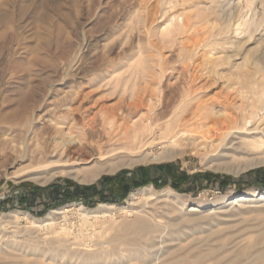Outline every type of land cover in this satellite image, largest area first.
<instances>
[{
  "label": "rangeland",
  "instance_id": "374dc122",
  "mask_svg": "<svg viewBox=\"0 0 264 264\" xmlns=\"http://www.w3.org/2000/svg\"><path fill=\"white\" fill-rule=\"evenodd\" d=\"M56 1L60 2L63 11L61 17L64 19L61 22L64 26V32L62 31L64 34L61 32L60 36L63 38L58 36V40L52 44L53 48H56L57 58L55 57V59L59 62L50 58L45 59L49 61L46 63L48 65L44 63L45 67L50 68L54 63L57 64L63 60L64 64H67L72 60L75 42L79 36L77 25L79 19L77 18L80 17V13L83 14L86 21H90V24L85 27V33L92 40L94 49L90 53L94 54L89 53L86 56L83 63L85 67L82 65V69L72 70L63 75L66 80L65 84H58L59 77L43 72L41 76L43 78L46 76V80L45 78L40 79L42 88L39 95L44 94L48 100L57 99L62 96L63 89L80 84L87 87L91 83L97 82L98 80L95 78L106 68L108 70L117 69L116 78L112 83L113 90L119 92L121 87H126L129 92L137 86L146 85L147 81L155 90L162 92L161 97L159 96L161 105L157 110L166 106L167 112L175 113L176 117L182 111L181 109L193 105V100L188 97L191 94V87L195 88L207 82V86L202 91L203 97L209 100L211 98L210 101L217 105L216 110L224 105L229 110L228 116H222L224 118L227 116L222 122L224 129L227 127V130L236 132L239 131L238 128H242L241 126L245 128L243 123L247 121L249 123L251 120V123H247L246 127L254 128L260 123L261 125L258 126L264 130V71L246 64L252 59L264 60V35H257L248 44H238V48L231 46V43L218 46V50L221 52L216 56L220 60L225 59L228 54H239L231 59V64L235 63L233 66L222 64L218 71H214L210 61L208 62V59L212 58L211 55L210 57L200 55L201 57H196V59L202 63V67L198 68L199 71H194L193 65H190L192 61L190 62L187 58V53L181 48L180 43L168 41V35L162 31V28L172 19L175 11L183 9L182 1L168 2L163 5H158L156 0ZM50 2L52 0H46V3L45 0H36V3H43V5L45 3V6L48 4L47 7L52 8ZM67 4L68 6H66ZM206 7V4L201 5L202 10ZM38 14L39 12L35 15ZM70 28L71 30H69ZM67 31L70 32L68 35H66ZM205 35L209 36L208 33ZM55 36L57 35L54 34L52 38ZM163 38L166 39L163 40ZM54 43L59 45L56 47ZM105 43H109L106 60L102 56V47ZM117 43L120 44V48L116 50L114 46ZM172 43L175 44L174 48H172ZM69 47L70 49H68ZM249 50L252 55L247 57L245 53ZM7 53L6 50L3 54L0 52V70L11 58V55ZM69 53L72 55L71 57L68 55ZM120 74L122 79L119 77ZM141 74L145 76L142 77ZM144 79L145 81H143ZM51 82L52 84H50ZM44 88L47 90L46 94ZM187 94L189 95L187 96ZM162 103H164L163 106ZM219 111V113L223 112L221 109ZM198 132H193L192 136ZM261 135L260 132L256 134V136ZM197 137L198 139L194 142V139L187 135L178 146L183 154L174 159L147 161L131 167H124L115 173L103 174L92 183H79L73 177L62 174L42 184L31 179H16L11 174L4 176L0 168V259L7 260L9 262L7 264H48L54 263L52 258L61 257L66 260L74 259L73 261L79 264L96 261H106L107 264H139L138 261H132L131 258L150 259L151 255L156 252L155 248L159 249L162 246V248H166L182 241V245H190L189 247L192 249H189L188 256L186 253L184 254L188 260L182 264H264V205L249 202L240 205V207L227 206L234 197L240 195L252 197L253 193L256 195L264 193V165L249 168L239 174L217 170L211 166L213 162L210 160L220 154L219 151H216V146L220 142L217 140L212 142L213 148L211 149L215 150L213 151L209 149L204 138L200 135ZM201 142H204L203 145ZM204 144L207 146L205 147ZM153 150L157 149L153 148ZM229 155L238 158L245 157L244 153ZM170 162L174 163L170 175L176 177L186 174L189 177V181L183 185V188L189 191L176 189L170 181L160 187H157L154 182H150L130 190L129 194L123 197L120 193H112L105 186V196L103 197L108 199L106 201L100 199L101 195H90L63 204L52 199L49 196V191H43L50 184H64L67 180L80 186L92 185L96 184L103 176H114L124 171L128 176L132 175L138 179L137 169L140 167H148L149 173L153 177H157L161 173L153 166ZM225 178L231 180L227 186L223 184ZM27 184L42 187L43 190L37 194L32 191V188H26ZM142 189L143 193L137 195L138 199L136 198L135 211L125 214L122 207L130 204L133 192ZM19 195L28 197V202L24 207L10 208L9 205L4 207L3 203L7 200L11 204H16ZM78 204L91 211L102 208L105 210L95 213L96 215L90 214L85 217L83 214L81 215L82 210ZM60 209H63V212L56 214L52 224L42 221L49 212ZM137 216L145 218L147 222L145 229L140 232L124 233L122 229L124 223L132 221ZM64 232L67 233V241L61 239ZM159 239L165 240L161 246L156 245L158 247L154 248V243H157ZM198 258L202 259L195 260ZM64 260L60 259L62 263Z\"/></svg>",
  "mask_w": 264,
  "mask_h": 264
},
{
  "label": "bare ground",
  "instance_id": "6f19581e",
  "mask_svg": "<svg viewBox=\"0 0 264 264\" xmlns=\"http://www.w3.org/2000/svg\"><path fill=\"white\" fill-rule=\"evenodd\" d=\"M173 1H182L183 9L175 11L172 19L162 28V31L168 35V41L180 43L181 48L187 53V58L190 62L192 61L190 65H193L194 71H199L198 68L202 67V63L197 61L196 57L199 58L200 55L210 57L211 55L212 58L208 59V62L210 61L214 71H218L220 65L231 64V59L239 55L238 53L228 54L225 59L220 60L216 56L221 52L218 46L231 43V46L238 48V44H248L257 35H264V0H156L158 5ZM52 2H50L52 8H49L48 4L45 6L46 0L44 5L41 3L43 6L38 4L39 2L36 3V0H0V52L3 54L6 50L7 54L11 55L10 60L0 70V168L2 175L11 174L16 179H31L45 184L55 176L66 174L79 183H92L103 174L115 173L124 167L147 161L174 159L182 155L183 151L178 146L187 135L191 136L194 142L200 135L205 139L209 149L213 151L215 150L211 149L213 148L212 142L214 140L220 142L216 146V151L220 154L210 160L213 162L211 166L217 170L239 174L249 168L264 165V130L259 127L261 124L258 123L260 125L254 128L249 125L250 128H248L246 126L251 123V120L249 123L246 120L247 122L243 123L245 128L241 126L242 128H238L239 131H236V128L234 129L236 132L229 129L228 131L227 127L225 130L222 122L228 116L229 110L224 105L219 108L223 112L219 113L220 111L216 110L217 105L210 101L211 98L209 97V100L203 97L202 91L207 86V82L195 88L191 87V94L187 96L193 100V105L191 107L184 105L185 108L181 109L182 111L176 117L175 113L167 112L166 106H163L164 103H162L163 107L157 110L161 105L159 96L162 92L155 90L147 81L146 85L137 86L129 92L126 87H121L119 92L113 90L112 83L116 78L117 69L108 70L106 67L103 73H99L95 78L98 81L96 80L97 82L87 87L80 84L65 88L62 93L60 92L62 96L53 100H48L42 93L39 95L43 72L59 77L58 84H65L66 80L63 75L72 70L82 69L86 56L94 49L92 40L85 33V27L90 24V21H86L80 11V17L77 18L79 19L77 20L79 36L75 42V49L72 48L75 50H73L72 60H67V64H64V60L58 63L59 61L55 59L56 48L54 49L52 44L58 40V36L64 30L61 22L64 17H61L63 11L60 2L56 0ZM202 4L207 5L206 9H201ZM67 32L66 35L70 33ZM206 33L209 36L206 37ZM52 34L57 36L52 38ZM173 43L172 48L175 46ZM108 44L105 43L103 47L100 44L103 48L104 60L108 58L106 56L109 52ZM54 45L57 47L59 44L54 43ZM119 45L115 44L114 49L120 48ZM245 54L247 57L252 55L250 50ZM49 58L58 61L57 64L54 63V67H45L44 63L48 61L45 59ZM249 58L252 59V57ZM246 64L264 71V60L252 59ZM119 77H122L121 74ZM225 115H227L225 118L222 117ZM193 132H198L199 135L192 136ZM259 132L262 135L256 136ZM203 143L201 142L202 145ZM153 148L157 150L154 151ZM238 153H244L245 157L238 158L229 155ZM143 191L142 189L132 193L130 204L122 207L125 214L135 211L137 195L142 194ZM249 202L264 205V193L261 195L253 193L252 197L246 195L234 197L227 206L240 207ZM78 205L82 210L81 215L85 217L105 210L102 208L91 211L81 204ZM60 212H63V209L53 210L42 221L52 224L56 214ZM146 224L143 216H137L132 221L124 223L122 229L124 233L140 232L145 229ZM63 234L62 241H67V233ZM164 240L159 239L153 247L161 246ZM189 246L182 245L180 241L166 248H162L163 246L159 249L155 248L156 252L151 255L150 259L131 258V260L138 261L139 264H182L188 260L186 256H188ZM60 259L65 260L62 263ZM51 260L54 263L48 264H79L73 261L74 259L66 260L64 257ZM7 263H9L7 260L0 259V264ZM107 263L96 261L82 264Z\"/></svg>",
  "mask_w": 264,
  "mask_h": 264
},
{
  "label": "trees",
  "instance_id": "16d2710c",
  "mask_svg": "<svg viewBox=\"0 0 264 264\" xmlns=\"http://www.w3.org/2000/svg\"><path fill=\"white\" fill-rule=\"evenodd\" d=\"M153 168H156L161 174L160 176L153 177L149 173L148 167H140L137 169V172L139 173V178L136 179L132 175L128 176L126 171L123 173H119L114 176H103L96 184L92 185H84L80 186L75 184L74 182L67 180L64 184H50L46 186L43 190L42 187L38 186H31V184H27L26 188L31 189L33 192L41 193V191H49V196L57 200L60 203H66L71 202L74 200H78L85 196H96L101 195V200H108L105 196L104 187L107 186L109 190L112 193H120L123 197H126L130 190L138 188L140 186H143L145 184H148L150 182H154L157 187H160L162 185L167 184L169 181L173 183L174 187L176 189H181L183 191H189L188 189H184L183 185L189 181V177L186 174H181L178 176H172L170 175L172 173V170L174 168V163H164V164H158L156 166H153ZM136 174V171L134 172ZM133 173V175H134ZM163 178V179H162ZM231 180L229 178H225L223 184L227 186ZM100 187V188H99ZM18 202L15 204H11L8 202H4V207L6 205H9L8 207H18L22 206L24 207L25 204L28 202V197L25 195H19L18 196Z\"/></svg>",
  "mask_w": 264,
  "mask_h": 264
}]
</instances>
